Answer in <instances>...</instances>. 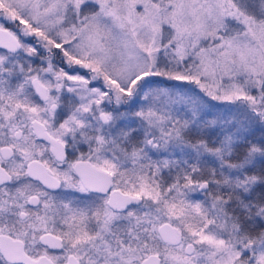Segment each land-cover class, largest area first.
<instances>
[{
	"label": "snow or ice",
	"instance_id": "1",
	"mask_svg": "<svg viewBox=\"0 0 264 264\" xmlns=\"http://www.w3.org/2000/svg\"><path fill=\"white\" fill-rule=\"evenodd\" d=\"M0 264H264V0H0Z\"/></svg>",
	"mask_w": 264,
	"mask_h": 264
}]
</instances>
